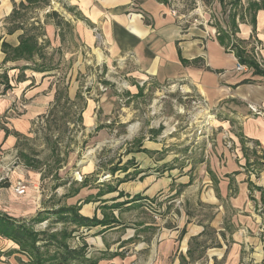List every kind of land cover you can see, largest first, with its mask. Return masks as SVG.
<instances>
[{"label": "crops", "instance_id": "0c3cea01", "mask_svg": "<svg viewBox=\"0 0 264 264\" xmlns=\"http://www.w3.org/2000/svg\"><path fill=\"white\" fill-rule=\"evenodd\" d=\"M55 1L66 22L77 20V41L91 52L100 50L110 72L117 69L132 80L133 97L144 94V84L178 83L193 91V122L175 121L168 129L162 124L103 164L98 155L107 133L95 130L113 116L115 103L107 95L90 96L77 115L84 130L78 136H92L94 156L83 161L74 151L63 167L78 169L80 180L69 174L44 195L35 185L27 187L13 197L19 203L15 212L1 206L0 212L26 220L59 207L78 208L80 216L99 224L75 230L69 246L85 245L86 258L95 264H264V9L248 10L260 0H216L224 12L218 24L198 23L193 13L175 16L170 0ZM20 3L25 0H0V117L19 99L27 102L13 127H0V155L16 145L54 94L48 77L53 69H30L39 66L37 56L7 61L2 50L3 43L17 47L32 26L42 33L39 45L60 40L46 12L50 6L27 10L24 24L11 22ZM239 62L244 72L235 70ZM38 86L51 90L37 95ZM251 104L263 115H252ZM8 245L15 247L0 237V247Z\"/></svg>", "mask_w": 264, "mask_h": 264}, {"label": "rangeland", "instance_id": "374dc122", "mask_svg": "<svg viewBox=\"0 0 264 264\" xmlns=\"http://www.w3.org/2000/svg\"><path fill=\"white\" fill-rule=\"evenodd\" d=\"M197 1L200 4H197ZM242 1L249 3L252 0ZM56 2L52 1L46 12L49 10L57 12L63 19L65 15L60 11L61 6H57ZM170 3L177 14L193 13V20L196 19L198 23L203 21L209 24L211 21L218 24V20L222 22L224 12H221L216 0H170ZM229 6L226 11L231 8L242 11L236 6ZM72 20L69 19L70 30L63 27L62 42L57 39L53 45L51 42L46 45L42 44L46 46L43 51L45 58L44 62L42 61L43 65L53 69L51 75H48L51 77V87L54 89L52 103L49 102L43 114L28 125L27 131L23 130L24 134L18 137L14 147L1 151L0 158H4L6 169L0 170L1 177H3L0 179V206L11 209L10 212H15L19 204L13 198L18 197L13 191L17 184L24 182V185L29 187V191L35 185L44 195L52 183L59 184L62 179H67L69 174L80 180L77 177L78 169L65 172L63 167L66 159L74 151H79L80 158H85V160L81 159L83 161L94 156L92 136L87 137L86 141H82V137L78 136L84 130L77 115L83 101L90 96L95 95L99 100L107 95L106 100L111 97L112 102L115 103L113 116L109 119L106 117L102 125H98L95 130L104 128L107 133L103 150L98 155L103 164L114 157L117 158L119 149L133 139L150 137V132L162 130V124H165L168 129L175 121L193 122V98H190L193 97V91L190 92L185 85L178 83L160 87L151 85L146 87L144 84L141 87V90L146 89L144 94L133 97L130 93L133 87L132 80L117 69L110 72L104 62L105 56L100 50L91 52L80 41H77ZM96 51L102 54L101 58L97 57ZM36 80H31V87ZM38 88L40 91L37 95L44 97L51 90L49 86L47 91L42 90L41 86ZM25 102L19 99L15 105L13 103L7 116L0 117V127L4 125L13 127L14 122L12 121L23 114ZM199 111L198 109L195 113ZM96 114L102 113L97 111ZM29 219L31 217L27 216L26 220ZM33 227L37 232L53 233L63 228L60 223L54 224L53 219L37 223ZM66 229L71 230L72 227ZM10 246L0 247V264H18L19 260H23L24 256L16 253V246ZM79 248L73 247V249ZM49 252L52 254L53 249Z\"/></svg>", "mask_w": 264, "mask_h": 264}, {"label": "trees", "instance_id": "16d2710c", "mask_svg": "<svg viewBox=\"0 0 264 264\" xmlns=\"http://www.w3.org/2000/svg\"><path fill=\"white\" fill-rule=\"evenodd\" d=\"M224 2L225 0H220ZM51 0H25L18 6H14L9 20L13 23H19L25 20L27 10L32 7L43 5L50 6ZM264 9V0L259 2H251L248 6L249 12L254 14L257 10ZM23 12V13H22ZM48 17L54 20V25L58 29V35L63 41V27L70 30V24L64 21L57 12L49 11ZM16 28L19 27L15 26ZM23 29V28H21ZM42 36L39 27H30L25 30L19 37L17 47H11L7 44H2V50L7 54V61H32L37 56L41 60V64L36 68H30L34 71L46 72L50 71L44 68L45 60L43 51L46 46L39 45L38 39ZM43 61V62H42ZM245 65L244 62H239ZM7 135V133H6ZM53 219V223L62 224V229L59 232H37L34 225L46 220ZM99 224L93 218L92 220L84 218L78 214V208L59 207L50 212H45L42 217L41 213L29 220H19L10 217L7 214L0 212V237L11 241L16 247V253L26 257L27 262L19 260L18 264H95L91 259L86 258V246L83 245L79 249H73L69 246L68 240L72 238V234L80 227H91ZM67 227H74L67 230ZM53 249L52 254L49 250Z\"/></svg>", "mask_w": 264, "mask_h": 264}, {"label": "built area", "instance_id": "2783aa9c", "mask_svg": "<svg viewBox=\"0 0 264 264\" xmlns=\"http://www.w3.org/2000/svg\"><path fill=\"white\" fill-rule=\"evenodd\" d=\"M49 11H51V10H49ZM49 11H47V12H49ZM172 14L175 15V16L177 15V13L174 10L172 11ZM235 70L237 72H244L245 71V67L243 65H241V64L238 63L236 65V67H235ZM248 108H249L250 113L252 115H254V116H261V115H263V111H262V108L261 107H258V106H255V105H252L251 104V105H248ZM201 133H202L201 130H198L196 132V134L198 136H200ZM13 191H14V193L17 196H22V195H24L26 193L27 187L24 184L20 183V184H17L16 186H14Z\"/></svg>", "mask_w": 264, "mask_h": 264}, {"label": "bare ground", "instance_id": "6f19581e", "mask_svg": "<svg viewBox=\"0 0 264 264\" xmlns=\"http://www.w3.org/2000/svg\"><path fill=\"white\" fill-rule=\"evenodd\" d=\"M132 130V129H131ZM78 177V176H77Z\"/></svg>", "mask_w": 264, "mask_h": 264}]
</instances>
